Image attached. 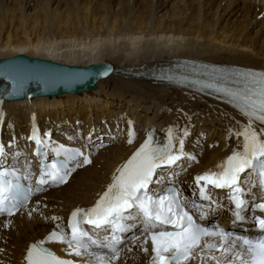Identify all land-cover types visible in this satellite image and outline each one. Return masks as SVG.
Returning <instances> with one entry per match:
<instances>
[{"label": "bare ground", "instance_id": "obj_1", "mask_svg": "<svg viewBox=\"0 0 264 264\" xmlns=\"http://www.w3.org/2000/svg\"><path fill=\"white\" fill-rule=\"evenodd\" d=\"M96 1L103 11L99 20L88 14L90 0H0V60L24 55L76 67L71 80L94 64L114 66L113 73L99 79L96 88L91 85L93 80L81 85L68 80L43 95L57 97L0 101V142L8 157L14 154L17 162L29 161L34 129L43 137L48 133L47 137L56 135L76 143L78 136L70 132V126L79 124L78 128L80 123L87 127L81 138L96 155L92 166L79 170L67 186L38 192L31 208L0 224V264H24L29 243L42 239L58 224L63 227L76 208L92 207L149 132L160 140L171 128L174 136L183 138V157L197 160L191 174L183 178L188 191L196 175L213 170L242 148L243 136L236 133L249 120L229 99L123 71L178 65L182 59L264 70V40L251 38L254 26L264 24V6L256 3L264 0H248L244 6L245 0H177L171 8L174 0ZM217 4L218 19L208 21ZM50 5L57 11L50 13ZM196 11L200 13L198 25ZM240 18L246 22L245 29L252 26L247 29L249 36L242 37L235 30ZM217 27L221 31L215 33ZM104 68L108 72L109 67ZM252 127L264 138L263 125L254 121ZM129 131L135 134L131 143ZM173 143L176 151L178 140ZM176 168L168 169V178L176 180V172L183 174L186 166ZM137 248L141 249L140 244L128 248L117 264H147V254Z\"/></svg>", "mask_w": 264, "mask_h": 264}, {"label": "snow or ice", "instance_id": "obj_2", "mask_svg": "<svg viewBox=\"0 0 264 264\" xmlns=\"http://www.w3.org/2000/svg\"><path fill=\"white\" fill-rule=\"evenodd\" d=\"M236 75L237 78L231 80L235 87L229 86V78L223 75L213 77V82L203 83V88L213 89L228 97L229 102H233L249 120L248 125L236 133L243 136L242 150L234 151L224 163L218 164V171L209 170L195 177L199 199L207 201V204H198L195 200L183 201L175 191L157 196L150 189V185L162 180L160 176L153 179L158 169L165 166L170 168L183 157L184 140L174 136L170 128L165 142L161 144L149 132L147 139L131 158L117 169L119 174L113 176L112 183L94 206L76 208L71 213L67 230L58 224L45 241L30 245L26 254L27 264H75L73 260L62 258L45 247L47 242L66 245L62 250L69 255L87 256L83 264H114L120 258V246L129 239H139L134 232L131 237L126 235L137 225H143L142 231L146 233L140 245L144 252H148L144 245L151 242L153 264H186L193 258L194 250L200 247L205 237L218 238L228 244L224 248L216 243H205L203 249L211 252L219 248L225 258L230 257L228 264H264V217L245 215L250 210V204L253 210L264 213V196L261 202H251L246 198L249 189L242 186L249 184L255 175L256 180L252 186L264 193V138L252 127L254 121L264 124V72ZM25 82L24 77L17 80L18 91L23 90ZM261 133H264V129H261ZM44 135L47 137L49 134ZM134 135V132L129 131V143ZM184 135H187L186 129ZM30 139L37 146L35 154L45 157L47 140L40 137L35 129ZM174 139L179 144L176 151H173ZM52 151L57 157L63 156V159H55L49 164L41 161L37 191L42 185L65 183L71 171H74L69 164L78 157H83L85 165L91 163L90 157L79 148L59 145L53 147ZM7 157L6 146L0 142V214L12 215L15 209L24 206L32 189L21 183L30 173L18 175L21 171L19 168L5 166ZM77 166H80L79 163ZM246 172L247 179L242 180L241 174ZM214 189L227 190L233 222L243 223L250 219L255 231L245 229L243 234H233L219 226L209 228L194 221L193 216L185 211V205L196 209L200 213L199 219H204L206 209L221 206L211 195ZM52 219L58 220L59 217ZM201 259L207 257L202 256ZM213 259H216L217 264H223V259Z\"/></svg>", "mask_w": 264, "mask_h": 264}, {"label": "water", "instance_id": "obj_3", "mask_svg": "<svg viewBox=\"0 0 264 264\" xmlns=\"http://www.w3.org/2000/svg\"><path fill=\"white\" fill-rule=\"evenodd\" d=\"M102 66L104 64L90 66L89 68H85V70H90L91 68L98 69ZM76 69V67L60 65L52 61L30 58L24 55L2 59L0 60V98L6 96L10 98H23L51 94L55 86L68 83L69 78H71ZM110 72H113V70ZM33 73L38 75L40 80L35 75L28 77L32 78V80H27L23 90L18 91L17 80L20 77H24L26 80V75ZM72 81L74 80H71L69 83H72ZM67 87H72V85L69 84ZM64 90L60 89V92Z\"/></svg>", "mask_w": 264, "mask_h": 264}, {"label": "rangeland", "instance_id": "obj_4", "mask_svg": "<svg viewBox=\"0 0 264 264\" xmlns=\"http://www.w3.org/2000/svg\"><path fill=\"white\" fill-rule=\"evenodd\" d=\"M11 1V0H10ZM86 1H89V0H86ZM172 1V0H171ZM176 1L177 0H174L172 3H171V5H170V8L176 3ZM246 2H242V6H244V5H246V3H247V1L248 0H245ZM254 0H249L248 1V3H250V2H253ZM90 2H91V5H89L88 6V14H89V16H91V15H95L96 17H97V19L99 20L100 19V17H101V15H103V11H102V9H101V7L99 8L98 6H97V4L99 3V1H96V0H93V4H92V0H90ZM141 2H142V0H141ZM256 3H260V5L261 6H264V3H261V2H256ZM82 6H83V4H82ZM216 7V8H215ZM217 7H218V4L217 5H214V10H213V12L212 13H210V17L208 18V21H215L216 19H218L217 18ZM213 9V8H212ZM54 10L55 11H57L56 10V6L54 5H50V13L53 11L54 12ZM199 11H196V15H195V21H196V25H198L199 24V21H198V17H199V15H200V13H198ZM94 13V14H93ZM17 14H20V12H17ZM218 14H219V12H218ZM216 17V18H215ZM252 17H254V15H252ZM215 19V20H214ZM236 22H238V25H237V23L235 24V30H237V32L239 31V33H243V35L242 34H240V36H242V37H244V35L245 36H249V34H247L248 33V30L247 29H249L250 27H252L250 24L248 25V26H246V29H245V20H243V18H240L239 20H237ZM223 23V22H222ZM223 25V24H222ZM221 27H224V26H221ZM237 27H239V28H237ZM255 28H254V30H252V35H251V38H255V37H258V38H260V40L262 41V40H264V24H262V23H260V24H258L257 26H254ZM218 28V27H217ZM217 28H215V33H216V31H221V30H219V28L217 29ZM227 29V28H226ZM242 29V30H241ZM251 29V28H250ZM250 29H249V31H250ZM244 30H246V31H244ZM225 31H227V30H225ZM244 31V32H243ZM253 31H254V33H253ZM223 32V31H222ZM246 33V34H245ZM251 33V32H250ZM258 33V34H257ZM229 35V37L231 36V34H228ZM237 36H238V34H237ZM241 37V38H242ZM235 37H233V39H234ZM239 38V36L238 37H236L234 40H237ZM242 39H240V41H241ZM177 88H180V87H177ZM182 89V88H181ZM81 90H79V91H76V92H74V93H64V94H62V95H66V94H76V93H78V92H80ZM60 96V95H59ZM42 97H57V96H42ZM38 98V97H37ZM52 116H54V117H51V118H53V120L55 121H59V116L57 115V114H52ZM125 131V130H124ZM123 131V135H126V132H124ZM92 166V165H91Z\"/></svg>", "mask_w": 264, "mask_h": 264}]
</instances>
